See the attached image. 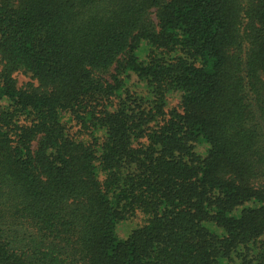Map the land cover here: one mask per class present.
I'll return each mask as SVG.
<instances>
[{
	"label": "trees",
	"instance_id": "16d2710c",
	"mask_svg": "<svg viewBox=\"0 0 264 264\" xmlns=\"http://www.w3.org/2000/svg\"><path fill=\"white\" fill-rule=\"evenodd\" d=\"M0 264H264V0H0Z\"/></svg>",
	"mask_w": 264,
	"mask_h": 264
},
{
	"label": "rangeland",
	"instance_id": "374dc122",
	"mask_svg": "<svg viewBox=\"0 0 264 264\" xmlns=\"http://www.w3.org/2000/svg\"><path fill=\"white\" fill-rule=\"evenodd\" d=\"M17 84L19 86L23 85L25 82H28L30 80L29 75L24 74L22 72H17L14 75ZM178 94H172L168 100H169V107L177 106L178 103ZM142 223V218L141 216H137L135 219L131 220L130 223L127 224H121L118 227V233L120 238H125L126 235L129 234V232L134 228L137 227Z\"/></svg>",
	"mask_w": 264,
	"mask_h": 264
}]
</instances>
